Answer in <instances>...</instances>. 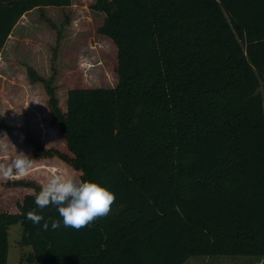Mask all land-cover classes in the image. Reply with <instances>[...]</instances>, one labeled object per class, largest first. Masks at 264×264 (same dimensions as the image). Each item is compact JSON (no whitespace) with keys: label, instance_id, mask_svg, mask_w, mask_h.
<instances>
[{"label":"trees","instance_id":"16d2710c","mask_svg":"<svg viewBox=\"0 0 264 264\" xmlns=\"http://www.w3.org/2000/svg\"><path fill=\"white\" fill-rule=\"evenodd\" d=\"M70 4L0 0V52L26 12ZM91 8L104 15L97 34L116 48L114 86L69 88L61 109L51 79L26 69L72 156L1 115L0 139L16 153L25 140L32 161L56 157L115 200L80 229L45 230L27 213L49 224L59 214L36 206L39 180L14 175L7 187L30 191L15 212L0 208V264L15 223L29 247L19 264L264 257V0H95Z\"/></svg>","mask_w":264,"mask_h":264},{"label":"rangeland","instance_id":"374dc122","mask_svg":"<svg viewBox=\"0 0 264 264\" xmlns=\"http://www.w3.org/2000/svg\"><path fill=\"white\" fill-rule=\"evenodd\" d=\"M95 0H71L67 7H40L26 12L17 21L0 52V115L15 126L26 124L34 139L44 147L55 148L72 156L57 125L52 124L46 108L47 96L41 83L29 84L26 69L32 67L44 79H51L61 109H65L66 90L74 87H109L116 84V48L96 29L102 24L103 13L91 8ZM4 134H0V137ZM0 139V164L7 165L18 153L30 155L33 150L20 145L18 153L5 147ZM26 142V143H25ZM43 160V159H41ZM49 162L33 160L23 180L37 179L43 185L44 174L51 164L55 173L80 179V173L65 162L53 158ZM54 173V172H53ZM14 175L0 176V208L16 211V203L26 188L7 187ZM19 177V175L17 176ZM19 179V178H18ZM21 179V178H20ZM21 226L8 227L6 264H19L29 247L21 246ZM182 264H264L261 256L213 255L192 256Z\"/></svg>","mask_w":264,"mask_h":264},{"label":"clouds","instance_id":"9594fccd","mask_svg":"<svg viewBox=\"0 0 264 264\" xmlns=\"http://www.w3.org/2000/svg\"><path fill=\"white\" fill-rule=\"evenodd\" d=\"M32 159L24 153L18 155L7 165L0 164V176L8 177L13 173L23 175L32 166ZM115 200V194L95 180H81L59 173L52 174L42 185L34 197L38 208L54 206L59 219L49 224L43 216L35 210L29 211L27 216L33 223H40L41 228L56 229L63 224L64 227L80 229L89 224L96 217L106 215L110 205Z\"/></svg>","mask_w":264,"mask_h":264}]
</instances>
